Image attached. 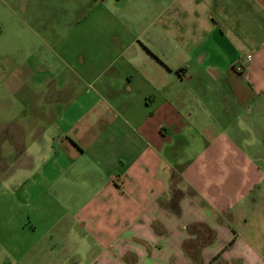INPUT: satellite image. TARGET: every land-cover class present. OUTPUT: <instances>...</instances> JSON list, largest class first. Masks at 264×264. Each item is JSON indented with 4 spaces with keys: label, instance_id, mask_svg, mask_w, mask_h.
Masks as SVG:
<instances>
[{
    "label": "crops",
    "instance_id": "0c3cea01",
    "mask_svg": "<svg viewBox=\"0 0 264 264\" xmlns=\"http://www.w3.org/2000/svg\"><path fill=\"white\" fill-rule=\"evenodd\" d=\"M76 2L0 0V37L67 44L2 81L39 92L0 264H264V0Z\"/></svg>",
    "mask_w": 264,
    "mask_h": 264
},
{
    "label": "rangeland",
    "instance_id": "374dc122",
    "mask_svg": "<svg viewBox=\"0 0 264 264\" xmlns=\"http://www.w3.org/2000/svg\"><path fill=\"white\" fill-rule=\"evenodd\" d=\"M44 1L49 7L51 6L53 10L56 5L59 11V22L71 23V19L66 18L65 20H62V17L71 14L77 15L79 12V4L76 0H53L52 4L50 0ZM13 17L14 16L11 13L9 14V18L7 17L8 19L0 14V27L5 26L9 21H13ZM47 34L49 35V33L44 32V40H36L30 36H26V38L22 40L18 37L14 39L15 36L11 31L4 30L0 37V241L4 239L3 232H1V230H3L4 221L11 216H20L25 213V209L18 201V189L11 190L9 187H4L3 184L7 182H17L21 175L26 173L24 169L22 170L19 168V161L14 157L19 148L20 142L17 136L20 133V127H22L18 125V120L22 114L28 113L29 110L26 109V111L25 108L31 103V101L33 102L35 98L38 97L39 92V89H35L34 83H28L30 86L29 88L26 85H22L24 91L21 95L16 91L15 94L12 93L9 98H6L5 96V99L9 101L10 105L9 109H7L8 104L6 102L8 101H5L3 98L2 81L8 79L7 77L10 75V80L12 83L16 82L15 85L17 86L18 77L14 73V68L21 57L32 54L33 58H31L29 62H26L27 64L25 63L28 69L30 66L34 67L35 64L39 65L38 62H35V56L42 55L44 59L42 63L46 66L45 57L52 58L55 52H58V54L62 56L67 55L66 40L64 39L62 41V46H53L49 41L50 35L48 40L45 39L47 38V36H45ZM20 96L23 97V100ZM23 109L25 111H23ZM19 115L21 116L19 117ZM7 119H11L13 123L8 127L6 126L8 125L6 122ZM4 126L7 129L5 132L9 133L7 136H3L2 129H5ZM6 169L7 173L4 175L3 173ZM8 240L10 243L14 242V239Z\"/></svg>",
    "mask_w": 264,
    "mask_h": 264
},
{
    "label": "built area",
    "instance_id": "2783aa9c",
    "mask_svg": "<svg viewBox=\"0 0 264 264\" xmlns=\"http://www.w3.org/2000/svg\"><path fill=\"white\" fill-rule=\"evenodd\" d=\"M240 68H241V66H240Z\"/></svg>",
    "mask_w": 264,
    "mask_h": 264
}]
</instances>
